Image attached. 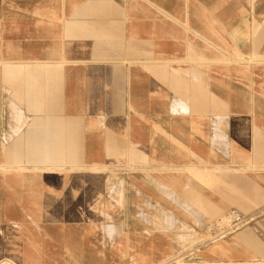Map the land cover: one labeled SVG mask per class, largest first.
I'll use <instances>...</instances> for the list:
<instances>
[{"label": "crops", "instance_id": "crops-1", "mask_svg": "<svg viewBox=\"0 0 264 264\" xmlns=\"http://www.w3.org/2000/svg\"><path fill=\"white\" fill-rule=\"evenodd\" d=\"M240 55L246 64L234 63ZM255 55L264 56V0H0V221L35 229L33 218L41 230L55 213L47 200L78 191V176L19 167L78 151L80 138L93 149L96 134L127 138L137 166L215 167L221 181L204 197L220 208L263 207L264 64H251ZM171 195L184 215L163 228L142 211L101 233L61 223L45 246L56 247V264H123L127 247L141 261L145 246L159 262L182 248L184 228L203 223ZM222 243L235 260L264 252V217Z\"/></svg>", "mask_w": 264, "mask_h": 264}, {"label": "rangeland", "instance_id": "rangeland-1", "mask_svg": "<svg viewBox=\"0 0 264 264\" xmlns=\"http://www.w3.org/2000/svg\"><path fill=\"white\" fill-rule=\"evenodd\" d=\"M247 61L245 55H240L234 63L246 64ZM249 62L261 66L264 56L255 55ZM90 146L88 149L86 142L80 138L78 151L63 149L61 157H57L58 154L47 155L45 162L29 161L41 162L44 166L19 167L32 173L45 172L47 176L55 178L71 173L77 175L78 191L72 192L69 188L62 199L47 200L46 206L55 213L43 217L41 230L39 222L33 218L29 226H35V229H24L16 223L7 225L0 221V264L2 260H8V264H56V247L45 244L51 242L49 234L58 236L61 233V223H89L100 228L101 233L104 225L125 222L126 218H134L136 212L142 211L144 221L163 228L169 216L172 218L177 213L184 215L175 204L177 200L169 198L168 194H173L170 197L175 194H179L178 198L185 197L201 213L203 223L192 221L190 231L183 227L181 234H188V239L182 240V248L165 259L153 261L145 246L141 261H136L134 248L127 247V260L123 264H163L170 260L177 262L173 264L198 261H205L198 264H264V252L235 260L227 250L221 248L225 238L249 230L252 224L234 229L228 215L230 209L220 208L212 199L204 197L205 187L214 188L216 182L221 181L215 167L210 170L206 164L187 168L166 164H158L153 168L145 164L137 166L132 154L133 145L127 138L114 134H96L93 149ZM257 207L237 208L244 213H251ZM56 208L58 211L62 208L63 213H57ZM190 215V212L185 214L187 219L191 218ZM263 217L264 214L256 220Z\"/></svg>", "mask_w": 264, "mask_h": 264}, {"label": "built area", "instance_id": "built-area-1", "mask_svg": "<svg viewBox=\"0 0 264 264\" xmlns=\"http://www.w3.org/2000/svg\"><path fill=\"white\" fill-rule=\"evenodd\" d=\"M262 214H264V206L251 213H244L236 208H231L228 212L234 229L252 224Z\"/></svg>", "mask_w": 264, "mask_h": 264}, {"label": "bare ground", "instance_id": "bare-ground-1", "mask_svg": "<svg viewBox=\"0 0 264 264\" xmlns=\"http://www.w3.org/2000/svg\"><path fill=\"white\" fill-rule=\"evenodd\" d=\"M176 260V259H175ZM1 262V261H0ZM10 262V261H9ZM174 262H176V261H174ZM174 262H172L171 260L170 261H167V262H165V263H163V264H173ZM201 262H205V261H198V262H190V263H182V264H198V263H201ZM207 262V261H206ZM177 263V262H176ZM2 264H8V260L6 261V260H2Z\"/></svg>", "mask_w": 264, "mask_h": 264}]
</instances>
